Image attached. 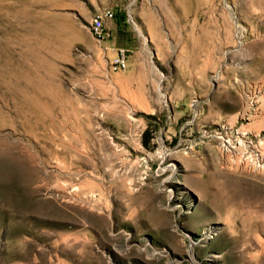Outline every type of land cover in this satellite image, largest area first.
I'll return each mask as SVG.
<instances>
[{"label":"rangeland","instance_id":"rangeland-1","mask_svg":"<svg viewBox=\"0 0 264 264\" xmlns=\"http://www.w3.org/2000/svg\"><path fill=\"white\" fill-rule=\"evenodd\" d=\"M0 264H264V0H0Z\"/></svg>","mask_w":264,"mask_h":264},{"label":"crops","instance_id":"crops-1","mask_svg":"<svg viewBox=\"0 0 264 264\" xmlns=\"http://www.w3.org/2000/svg\"><path fill=\"white\" fill-rule=\"evenodd\" d=\"M109 25H114L117 24L118 22H114V21H108L107 22ZM118 31V30H117ZM120 31V30H119ZM113 31L112 32V37L115 36L117 39V43L115 44V42L112 44L113 46V50H117L119 47H125V46H129L131 47L132 45L129 43H125L124 40L121 41L120 38V33ZM134 53L132 55V60H130V78L131 81L133 82H137L138 83V87L139 89H142V93L143 96H147L146 91L147 88L150 87H154L155 82L157 81L159 74L156 71V69L152 68L151 66H147L145 65V60L144 58H142V54H138L139 50L138 47H134Z\"/></svg>","mask_w":264,"mask_h":264},{"label":"built area","instance_id":"built-area-1","mask_svg":"<svg viewBox=\"0 0 264 264\" xmlns=\"http://www.w3.org/2000/svg\"><path fill=\"white\" fill-rule=\"evenodd\" d=\"M116 17V14L112 8L105 7L99 11L92 19L91 29L94 32V35L100 39H104L109 36L107 30V22L113 20ZM129 62V50L121 48L118 50V56L114 62L113 70L123 71L128 68Z\"/></svg>","mask_w":264,"mask_h":264},{"label":"bare ground","instance_id":"bare-ground-1","mask_svg":"<svg viewBox=\"0 0 264 264\" xmlns=\"http://www.w3.org/2000/svg\"><path fill=\"white\" fill-rule=\"evenodd\" d=\"M255 259V258H254Z\"/></svg>","mask_w":264,"mask_h":264}]
</instances>
